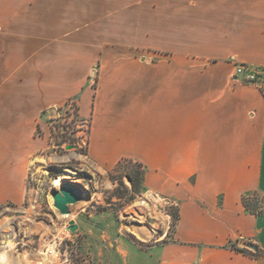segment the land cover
<instances>
[{"label":"crops","instance_id":"1","mask_svg":"<svg viewBox=\"0 0 264 264\" xmlns=\"http://www.w3.org/2000/svg\"><path fill=\"white\" fill-rule=\"evenodd\" d=\"M264 0H0V204L26 196L43 113L76 100L88 157L139 161L171 240L108 264H264Z\"/></svg>","mask_w":264,"mask_h":264},{"label":"rangeland","instance_id":"2","mask_svg":"<svg viewBox=\"0 0 264 264\" xmlns=\"http://www.w3.org/2000/svg\"><path fill=\"white\" fill-rule=\"evenodd\" d=\"M90 117L81 115L74 99L43 113L35 132L40 145L28 160L25 199L0 204L6 264H20L18 254L24 251L38 254L32 264H108L124 260L121 249H148L173 238L178 205L146 190L139 161L125 158L109 170L93 165L87 151ZM63 184L85 193L69 214L54 206L53 193ZM246 198L252 210L264 207L263 194ZM138 199L146 204L136 206Z\"/></svg>","mask_w":264,"mask_h":264},{"label":"water","instance_id":"3","mask_svg":"<svg viewBox=\"0 0 264 264\" xmlns=\"http://www.w3.org/2000/svg\"><path fill=\"white\" fill-rule=\"evenodd\" d=\"M84 191L80 187H76L70 184H63L59 190L53 193L54 206L59 210L61 214H69L70 206L77 203L84 198ZM77 225L71 221V230L75 231ZM241 244H245L247 247L257 250L258 247L253 243H245L243 241Z\"/></svg>","mask_w":264,"mask_h":264},{"label":"built area","instance_id":"4","mask_svg":"<svg viewBox=\"0 0 264 264\" xmlns=\"http://www.w3.org/2000/svg\"><path fill=\"white\" fill-rule=\"evenodd\" d=\"M236 76H240L246 83L262 85L264 81V69L256 68L249 64H239L235 69Z\"/></svg>","mask_w":264,"mask_h":264},{"label":"bare ground","instance_id":"5","mask_svg":"<svg viewBox=\"0 0 264 264\" xmlns=\"http://www.w3.org/2000/svg\"><path fill=\"white\" fill-rule=\"evenodd\" d=\"M145 204L146 203L143 202L142 199H138L137 202H136V206H143ZM73 206H75V205H73ZM136 233L140 237L143 236V235H141L140 231H137ZM142 233L144 234V232H142ZM5 256H6V251L5 250L4 251L0 250V264H6L4 262ZM37 256H38L37 253H31L30 251H24V252H21V253L18 254V262L20 264H32L34 262V260L37 261ZM39 264H41V262H39Z\"/></svg>","mask_w":264,"mask_h":264},{"label":"trees","instance_id":"6","mask_svg":"<svg viewBox=\"0 0 264 264\" xmlns=\"http://www.w3.org/2000/svg\"><path fill=\"white\" fill-rule=\"evenodd\" d=\"M124 160H122L121 162H123ZM243 202L245 203V205H246V207H247V209L249 210V211H251L252 213H256V214H260L262 211H263V208L262 209H260V210H252L250 207H249V201H248V199L246 198V195L245 196H243ZM247 250H249V249H247ZM258 250V249H257ZM256 250V252H253L254 254H256V255H261V254H263L264 253V251H257Z\"/></svg>","mask_w":264,"mask_h":264}]
</instances>
